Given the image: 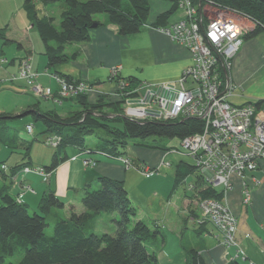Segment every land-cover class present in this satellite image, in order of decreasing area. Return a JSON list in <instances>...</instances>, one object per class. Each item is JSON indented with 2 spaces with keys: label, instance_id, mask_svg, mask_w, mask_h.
Masks as SVG:
<instances>
[{
  "label": "crops",
  "instance_id": "obj_1",
  "mask_svg": "<svg viewBox=\"0 0 264 264\" xmlns=\"http://www.w3.org/2000/svg\"><path fill=\"white\" fill-rule=\"evenodd\" d=\"M26 2L27 0H0V31L4 35L3 37L0 34V57L5 60L0 62V75L4 82L14 84L16 92L22 93V90H26L24 87L27 88L25 92H32L24 80L9 79L18 72L24 57L31 58L34 70L40 73L38 82L51 88L56 100L59 98L60 89L55 77L59 74L57 70L71 76L73 80L95 83L88 93L90 102H96L101 96L106 97V100H120L114 94L117 81L111 77L112 68L115 66L121 65L119 75L132 76L135 79L133 83L159 84L179 78L192 62L187 48L174 42L165 32L147 27L151 26L161 13L170 10L176 0H150L148 25L135 35H120L116 26L107 23L106 15L98 16V20L104 22V25L92 29L91 41L68 46V54L76 53V57L55 66L48 65V58L44 53L45 43L30 17ZM31 2L35 4L39 15L54 17L56 25L60 26L64 0L52 4H46L42 0ZM181 15L182 12L176 9L166 25L175 22ZM231 80L236 86L230 97L233 103L242 104L264 99V85L256 87L264 84V31L245 39L234 59ZM107 83L111 86L105 89ZM56 100L50 101L61 106L73 101L69 97L61 98L58 103ZM32 103L25 98L19 100L12 109L0 107V112L23 114ZM74 107H77V104H70L67 109L59 111L64 115ZM176 146L169 151L133 148L132 156L124 155L132 158L135 163L163 172L165 177L161 180L166 179L163 192H157L150 187L153 175L145 176L139 169L128 168L119 160L100 157L96 153L89 154L78 147L68 149L69 159L60 162L50 171L47 179L29 173L17 180L8 177L6 183L10 185L9 191L14 196L22 194V200L32 210H38L39 201L45 191L54 190L65 202L63 209L69 216L71 209L77 212L84 210L82 195L87 188L97 187L99 176L120 179L125 182L130 198L140 209V218L151 227L161 230L156 238L149 241L150 248L156 252L160 264H193L194 257L197 259L195 264H228L233 259L243 264H264V215L259 208V201L264 193V160L261 161L260 168L254 173H249L245 179L234 176V187L228 192L227 202L239 220L236 239L246 254V259H243L235 246L226 247L222 244L220 234L211 224L198 225L191 222L187 211V206H190L188 195H184L181 202L179 197L176 201L172 194L169 195L175 184L178 163L191 162ZM16 150L17 152L9 157L13 158L12 161L0 159L6 160L10 170L16 163L28 160L22 159L25 149ZM73 156L77 157L73 159ZM52 157L53 155L48 157L47 163L40 166L50 164ZM86 157L97 158V164L85 166L82 159ZM28 165L39 166L31 163ZM254 178L260 183L255 184ZM244 180L249 185V203L244 202ZM4 181V178L0 177V182ZM160 182L159 180L158 183ZM158 183L156 182V185ZM25 186H30L32 190H26ZM56 209H52L54 214L57 213Z\"/></svg>",
  "mask_w": 264,
  "mask_h": 264
},
{
  "label": "trees",
  "instance_id": "obj_2",
  "mask_svg": "<svg viewBox=\"0 0 264 264\" xmlns=\"http://www.w3.org/2000/svg\"><path fill=\"white\" fill-rule=\"evenodd\" d=\"M42 1L47 4L59 0ZM208 1L216 6L244 13L255 20L258 28L248 34L246 39L264 30V2L261 0ZM64 4L58 27L54 17L39 15L35 4L31 0L26 2L30 17L45 43L44 53L49 66L76 57V53L68 54L67 47L91 41L92 29L104 25V22L98 20L100 15H106L107 23L116 26L120 35L138 34L148 25L150 0H64ZM177 7L176 0V4L161 13L151 25L166 26ZM0 34L4 37L1 31ZM57 72L58 76L73 80L64 72ZM121 78L129 82L135 80L132 76L120 75L112 79L118 83ZM61 98L67 97L57 99ZM69 98L75 101L78 107L64 115L56 108H43L40 101L28 105L21 114H32L36 120H41V133L56 134L61 139L55 147L51 163L45 166L48 171L54 170L60 162L69 159L70 147L82 148L89 154L106 152L124 156L129 138L157 137L158 141L182 139L202 132L204 126L203 121L195 117L175 120L132 119L123 114L122 101L106 100L104 96L96 102H90L87 93ZM17 117L10 111L0 112V142L5 145L8 140L6 131L11 128L7 120ZM88 136L96 137L97 144L94 147L86 145ZM33 142L34 139L22 146L26 150L22 159L29 158L28 160L11 166L9 173L0 168V177L5 180L0 182V263L5 262L7 257H15L21 251L19 264H160L156 252L150 248L149 241L156 238L161 230L151 227L140 218V209L130 198L125 182L120 179L99 176L97 187L87 188L82 195L84 210L77 212L71 209L69 216L55 222L54 233L48 235V214L53 208H63L65 202L54 190H48L41 196L38 210L31 211L27 203L17 200L9 191L10 185L6 183V179L12 177L19 168L31 163L30 149ZM146 146L166 150L157 144ZM174 147L170 145L169 150ZM2 163H6V160H1L0 165ZM185 164L190 171L185 168ZM190 173L196 175L198 195L223 197V190L202 184L203 174L198 166L184 161L177 165L171 194L186 184ZM185 193L189 197L195 195L193 191L185 190ZM103 213H118L119 218L114 215V233L96 232L97 220ZM196 262L194 257L193 264ZM228 264L243 263L233 259Z\"/></svg>",
  "mask_w": 264,
  "mask_h": 264
},
{
  "label": "built area",
  "instance_id": "obj_3",
  "mask_svg": "<svg viewBox=\"0 0 264 264\" xmlns=\"http://www.w3.org/2000/svg\"><path fill=\"white\" fill-rule=\"evenodd\" d=\"M177 5L182 16L160 30L189 50L191 64L179 78L159 84L140 83L137 88H132L133 82L121 78L114 94L123 102V114L132 119L195 117L203 121L202 132L177 139V150L184 152L191 163L200 168L207 185L223 190L224 199L208 197L194 201L199 217H194L193 222L198 225L211 223L220 234L222 244L235 246L246 259L236 239L238 219L227 198L234 187V176L245 179L249 173L256 172L264 160V99L233 103L230 97L236 86L231 80V70L246 36L257 24L250 26L245 23L251 19L246 14L216 6L208 0H177ZM2 61L5 60L0 57ZM120 70L121 65L113 67L111 77H118ZM39 75L31 58L24 57L18 72L9 79L24 80L36 95L54 98L52 90L38 82ZM55 77L60 84L61 97L88 94L94 88L85 80ZM26 129L29 134L34 133L33 124H27ZM60 140L58 135L51 134L46 144L56 147ZM98 155L121 160L126 166L130 164L131 158L122 155L106 152H98ZM83 162L86 166H94L98 159L88 157ZM2 168L7 169V165L2 164ZM26 173L49 175L43 167L26 166L17 176ZM153 174L154 171H150L147 176ZM253 181L260 183L256 178ZM244 185V202L249 203L251 195L245 180ZM26 188L30 190L29 186ZM188 188L196 189L193 185ZM195 193L198 194L197 189Z\"/></svg>",
  "mask_w": 264,
  "mask_h": 264
},
{
  "label": "rangeland",
  "instance_id": "obj_4",
  "mask_svg": "<svg viewBox=\"0 0 264 264\" xmlns=\"http://www.w3.org/2000/svg\"><path fill=\"white\" fill-rule=\"evenodd\" d=\"M54 3H56V2H54ZM177 9H178V7H177ZM245 23L249 24L250 26H253V24H255V25L257 24V26H255V28L254 27L251 28V31L253 29H254L253 31H255L258 28V23L255 22V20H253V19H248L245 21ZM150 27L160 30V28H162L163 26L156 27L154 25H151ZM261 31H264V30H261ZM12 81H14V80H12ZM54 84L56 85V83H54ZM55 85H54V87H55ZM260 85L262 86L264 84H259L256 87H259ZM110 86H111V84L107 83L105 85V89H108ZM131 86H132V88H137V86H139V84L133 83ZM59 88H60V84H59ZM15 89H16V87H14L13 83L4 82L3 78L0 75V107H6L7 109H12L19 100H23L25 98L27 100H30L33 103L36 101H40V104L42 107H51V108L56 107L58 110L64 109V108L67 109V107H70V104H72V105L77 104L74 101H70V104H64V106H61L60 104L54 105L52 103V101H50V100H56L55 94H54V98H52L51 95H48V96L39 95L38 96L34 92H28V91L25 92L27 90L26 87H24V89H26V90L21 91L22 93L16 92ZM58 101H60V100H58ZM58 101H57V103H58ZM122 104H123V102H122ZM122 106H124V105H122ZM77 107H78V104H77ZM77 107H74L72 109H77ZM17 116H18L17 118L7 120V123L9 126H11V128H9L8 131H6V134L8 135L7 145L0 142V156H1L0 159H3V158H5L7 160L10 159L9 157L12 154L17 152L16 149H18V150H19V148L25 149L22 146H26L29 143V141L34 139V142H33L31 149H30V156H31L30 162H31V164L41 165V164L47 163L46 159H48V157H51L53 155L56 148L48 146L45 143L44 140L46 139L48 134L47 133H41L42 129H43L41 120H36L32 116V114H28V113H26L25 115L19 114ZM27 123L28 124L31 123L35 126L34 134L31 135L27 132L26 127H25ZM156 139H159V138H157V137H150V138H146V139L129 138V145H128L127 149L125 150V153L132 156L131 150L133 148H148V146H146V144H148V145L157 144L158 147L165 148L166 150H169L170 145L172 147L177 145L176 147L178 148V140L177 139H160L159 141ZM139 143H142L143 145H140ZM96 144H97L96 137L88 136L86 138V145L94 147ZM156 149H160V148H156ZM6 153H7V155H6ZM26 159H29V158H26ZM10 160L12 161L13 158H11ZM83 160H84V158L82 159V161ZM119 161H121V160H119ZM121 162L126 165V163H124L123 161H121ZM184 162L191 163L190 161H184ZM83 164H84V162H83ZM127 167L128 168H130V167L137 168L145 176H147L148 172L154 171L155 173L153 174L152 178L150 179L149 185L151 188L156 189L157 192H163V189L165 187L164 181H166V179H164L163 181L161 180V178L165 177L162 174L163 172L155 171V169H153L147 165L143 166V165H140L138 163H135L132 160V158L130 159V164ZM185 168H187L190 171V168L186 164H185ZM195 176H196L195 173H190L187 176V180L185 181L186 184H184V186L178 187L175 190V192L172 194V196L174 197L173 198L174 200L178 201L177 197H179L180 202H181V199H183L184 195H187V193H185V190H186V192H188V191L196 192V189L190 190L188 188L189 185H193V186L197 187V182H196ZM203 179L204 180H203L202 184L206 186L207 182L205 180L204 175H203ZM159 180L161 181L160 184L158 183ZM156 182L158 183L157 185H156ZM170 194H171V192H170ZM188 198L190 201V203H189L190 206H187V211H188L189 219L192 222L194 217H196V216L199 217V213H198L197 209L195 208L196 203L194 201H196L197 199H203V198H208V197H201L200 195L195 193V195H193V197L188 196ZM221 199H224V197H222ZM230 208H231V206H230ZM259 208L261 210V214L264 215V193H263V196L261 197V199L259 201ZM30 210L33 211L32 209H30ZM231 210H232V208H231ZM56 212L57 213L54 214V211H52L51 213L48 214L47 219L49 222V226L46 228V233L48 235H52L54 233V224L57 220H59L61 218H65L68 216L67 212L63 208H57ZM233 213L236 215V213L234 211H233ZM114 215H117V217L119 218L118 213H103V214H101L99 219L97 220V223H96V227H95L96 232L97 233H102V232L114 233L116 230V224L114 222V217H115ZM237 219H238V216H237ZM206 224H211V223H206ZM238 226H239V220H238ZM21 256H22L21 251H19L15 257H7L5 262L0 263V264H10L11 262H14L15 264H19Z\"/></svg>",
  "mask_w": 264,
  "mask_h": 264
},
{
  "label": "bare ground",
  "instance_id": "obj_5",
  "mask_svg": "<svg viewBox=\"0 0 264 264\" xmlns=\"http://www.w3.org/2000/svg\"><path fill=\"white\" fill-rule=\"evenodd\" d=\"M92 86H94L93 84H92ZM59 93V92H58ZM59 97H61L60 95H59ZM49 175H50V173H49ZM21 197H22V195H21ZM21 202H24L23 200H21ZM25 203V202H24Z\"/></svg>",
  "mask_w": 264,
  "mask_h": 264
},
{
  "label": "water",
  "instance_id": "obj_6",
  "mask_svg": "<svg viewBox=\"0 0 264 264\" xmlns=\"http://www.w3.org/2000/svg\"><path fill=\"white\" fill-rule=\"evenodd\" d=\"M262 2H264V0H261ZM96 26V25H95Z\"/></svg>",
  "mask_w": 264,
  "mask_h": 264
}]
</instances>
